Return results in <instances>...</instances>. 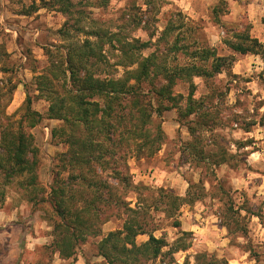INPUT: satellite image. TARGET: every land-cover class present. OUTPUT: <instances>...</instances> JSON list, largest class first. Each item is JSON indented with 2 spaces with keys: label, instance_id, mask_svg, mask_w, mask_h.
I'll return each mask as SVG.
<instances>
[{
  "label": "trees",
  "instance_id": "obj_1",
  "mask_svg": "<svg viewBox=\"0 0 264 264\" xmlns=\"http://www.w3.org/2000/svg\"><path fill=\"white\" fill-rule=\"evenodd\" d=\"M111 1H47L45 6L67 16L57 31L67 44L43 48L47 64L40 71L32 65L36 74L23 84L26 95L17 118L16 113L6 112L16 85L9 78L0 80V206L7 188L14 187L33 210L40 211L50 237L42 247L44 264H51L55 254L73 258L89 237L101 235V225L112 217L123 219L121 227L99 239L95 255L100 259L85 264H147L162 254L188 248L180 237L170 244L155 236L153 216L161 213L179 227L176 212L203 198L204 186L189 183L183 195L151 190L134 182L128 165L129 157L150 158L161 149L167 136L156 119L163 112L175 109L177 121L187 128L189 138L180 148L184 162L210 169L228 161L225 150L211 152L203 141V133L211 132L218 121L204 102L206 97H195L193 79L208 80L230 69L233 56L219 55L207 43L186 42L185 33L192 30L180 12L175 17L170 14L160 30L150 29L151 21L158 19L147 7H155V0L141 4L130 0L115 19L88 17V8L106 9ZM85 22L90 25L85 27ZM137 29L147 30L148 39L133 36ZM223 42L236 53L258 55L264 61V42L248 30L233 32ZM7 55L1 43V72L6 71ZM178 55L188 62L170 61ZM178 82L188 83L186 95L174 92ZM31 88L36 91L33 95ZM34 99L47 103L44 112L33 108ZM45 119L59 122L50 127L49 135L66 146L56 154L47 188L38 180L40 150L29 131ZM240 210L262 216L229 204L222 216L229 233L245 230ZM139 235L147 239L138 242ZM39 260L37 264H43ZM194 264L225 262L196 254Z\"/></svg>",
  "mask_w": 264,
  "mask_h": 264
},
{
  "label": "rangeland",
  "instance_id": "obj_2",
  "mask_svg": "<svg viewBox=\"0 0 264 264\" xmlns=\"http://www.w3.org/2000/svg\"><path fill=\"white\" fill-rule=\"evenodd\" d=\"M47 1L51 0H0V44L8 53L3 64L6 71H0V80L9 78L16 85L6 108L8 114L16 113L15 118L20 115L18 109L26 95L23 84L36 74L31 71L32 65L40 71L47 64L44 49L67 44L57 32L67 16L45 6ZM129 1L112 0L106 9L88 8L87 15L98 20L115 19ZM141 2L137 0V4ZM154 4L155 7L150 5L147 9L158 21H151L150 29L157 26L160 30L170 14L175 17L180 12L185 25L192 30L185 33L186 42L207 43L219 55H232L234 62L230 69L211 79H193L195 97H206L204 102L218 121L211 132L203 133V141L211 152L220 147L225 150L229 154L226 163L203 169L181 159V144L189 135L184 123L177 121L175 109L155 118L167 136L161 149L150 158H128L134 182L151 190L161 188L183 195L189 183H197L206 191L200 200L179 208L175 214L179 227L172 226V220L161 213L154 214L157 229L153 234L163 236L170 244L180 237L188 248L162 254L147 264H194L196 254L221 259L225 264H264V61L258 55L236 53L223 42L240 30H248L250 36L264 42V0H155ZM131 34L148 39L147 30L137 29ZM176 57L170 61L188 62L186 57ZM174 92L186 95L188 83L178 82ZM29 93L33 95L36 91L31 88ZM32 106L44 112L47 103L34 99ZM58 123L45 119L29 130L40 150L38 180L46 188L55 170L56 154L66 148L49 135L50 127ZM129 197L134 199L133 194ZM229 204L233 209L247 207L252 212H261L262 216L240 210L244 216L240 223L245 230L229 233L222 225ZM122 222L123 219L110 218L101 225V235L89 237L73 258L60 259L55 254L51 264L99 260L95 255L96 243L107 232L120 228ZM48 230L40 211L33 210L14 187L7 188L4 204L0 206V264H37L39 259L44 264L42 247L49 242ZM146 239L147 235L137 236L138 242Z\"/></svg>",
  "mask_w": 264,
  "mask_h": 264
}]
</instances>
